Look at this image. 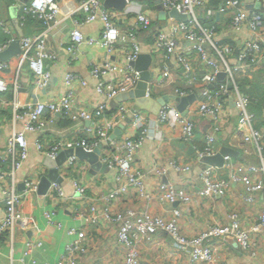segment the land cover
<instances>
[{
  "label": "built area",
  "instance_id": "obj_1",
  "mask_svg": "<svg viewBox=\"0 0 264 264\" xmlns=\"http://www.w3.org/2000/svg\"><path fill=\"white\" fill-rule=\"evenodd\" d=\"M212 1L216 2L215 9L211 7ZM255 1L261 2V8H247L244 0H160L166 11L176 7L179 11L190 14L191 19L183 21L171 17L165 28L156 30L152 48L162 55L161 71L157 75H151L146 95L154 98L163 94L187 96L195 91L192 90L195 86H198L200 88L198 98L195 103L187 105L185 115L178 110L172 100L161 106L158 113L151 114L152 112L148 110L134 109L133 99L120 101L108 114L109 103L115 100L118 94L135 88L140 80V71L131 64H123L121 57L123 54L126 55L130 62L138 57L141 52L138 33L148 30L152 26V20L144 11L133 10L137 26L122 29L115 19L121 11L113 7H103V0L79 1L68 16L79 15L81 19L73 17L74 27L69 42L64 47L70 56L68 62L78 57L83 46L97 47L106 52L103 60L91 61L89 64L90 73L97 78L96 90L102 99L94 107L82 106L75 98L74 83L87 86L88 82L80 73L67 71L65 82L68 88L65 93H58L45 101H22L19 97L22 86L19 70L25 62L29 64L32 81L36 87L43 89L54 87V75L49 62L56 64L58 60L57 54L48 47V38L53 28L61 20H65V17L60 18L61 0H29L21 3L20 23L24 24L27 17L32 15L40 21L41 29L36 34L19 37L21 45L19 70L12 78L3 74L9 68L8 59L0 57V111L10 107L13 111V121L22 124L20 130H15L7 137L5 151L0 154V191L5 206L0 217V241L7 232L13 237L16 226L26 229L29 224V219L24 216L20 206L25 193L38 191L40 179L26 178L24 191H19L16 172L29 156L26 133L31 131L36 134L35 148L50 158H56L61 149L84 146L92 150L102 144L100 160L117 171L116 184L101 197L102 204H99L98 199L88 195L87 187L78 178L73 181L75 192L71 196L66 195L61 182L51 181L46 194L50 193L58 200L78 199L84 202L82 206L75 208L76 214L83 218L82 225L66 228L69 239L64 252L58 255L56 264H80L90 247L86 226L98 224L103 218L117 224L116 240L124 248L122 264H141L142 244L157 233H166L170 236L179 248L188 253L190 263L216 264L213 244L225 237L236 242L244 252L255 253L258 247L256 235L264 227V208L260 221L250 227L244 226L241 213L233 210L227 223L208 224L201 232L191 236L181 231L179 220L183 211L180 207H174L169 216L153 213L149 205L114 213L111 211V204L132 189L148 200L156 198L161 202H180L184 205L190 203L193 194L183 185L178 186L170 180L160 182L157 191L147 192L138 170L134 169V161L145 138L157 133L158 123L179 125L180 139L184 143H192L196 138L192 119L194 115L208 119L212 126L211 131L205 136L204 147L195 153V161L200 162L206 155L216 153V134L221 130V116L230 95L234 97L239 112L236 132L241 135V140L247 148L256 150L261 162L248 163L237 169L229 162L230 157H227L225 165L228 166L229 173L224 178L217 175L215 166L205 167L199 172L201 185L197 194L203 198L213 195L224 196L233 181L243 183L242 196L247 201H255V192L264 191V131L255 126V115L249 107L250 96L241 91L238 82L241 78H255L258 74H264V0ZM209 3L206 16L213 17L219 13L230 18L229 29L233 32H242L240 43L235 39L232 43L221 46L214 40L216 26L213 24L205 26L198 13L199 9ZM96 21L102 24L99 35L85 34L80 29L81 26ZM0 25L9 31L1 14ZM184 40L189 42V49L199 55L208 71L200 78L196 75L193 58H190L184 49L179 48L180 42ZM9 42L10 40L0 43V53L7 48ZM171 61L182 67L183 83L177 79L176 68ZM220 72L225 73L224 78L218 77ZM153 81L156 84L151 86ZM8 91L11 94L9 98L6 95ZM59 113L73 124L75 131L84 135L45 143L43 135L48 131V124L54 122L55 115ZM129 113L131 124L137 132H126L113 138L111 136L113 128ZM78 161L79 158L75 154L69 155L60 166V170L73 171ZM171 165L179 172H190L193 166L190 162L178 159H174ZM155 172L164 175L167 171L163 167H156ZM56 215V210L45 211L48 224L63 228V223L58 221ZM35 245L39 246L40 243L27 242L18 257L21 264H50L39 261L33 255L32 249ZM12 254L15 256L14 250ZM14 261L12 260V263Z\"/></svg>",
  "mask_w": 264,
  "mask_h": 264
},
{
  "label": "crops",
  "instance_id": "obj_2",
  "mask_svg": "<svg viewBox=\"0 0 264 264\" xmlns=\"http://www.w3.org/2000/svg\"><path fill=\"white\" fill-rule=\"evenodd\" d=\"M27 1L0 0V14L9 29V31H6L0 25V43L11 40L14 37H20L13 25L11 11L14 9V6ZM79 1L61 0L60 18L64 16L65 20H61L53 28L48 38V47L57 54L58 60L56 64L49 62L54 75L53 88L43 89L36 87L32 81L33 77L27 62L19 70L18 60L20 54L8 59L11 75L14 76L19 70V80L22 85L19 97L22 101H45L58 93H65L68 88L65 82L67 71L80 73L88 82L87 86L74 83L76 86L75 98L78 99L82 106L94 107L102 99V96L96 90L97 78L90 73L89 64L91 61L103 60L107 55L106 52L97 47L83 46L78 57L68 62L70 56L64 49L69 42L70 33L74 27L73 17L81 19L79 15L68 16L79 4ZM215 3L214 1L211 3L213 9L216 8ZM208 6L210 7V3L198 10L203 24L205 26L211 24L216 26L215 37L218 41L232 43L236 39L240 43L239 39L242 36V32H233L229 29L230 18L219 13L214 15L215 18H213L214 16L207 17L206 8ZM20 9L21 6L17 10L18 20L21 13ZM137 9L147 13L152 20V26L148 30L138 33V42L141 46V52L151 54L150 70L152 74L157 75L161 71L160 59L162 55L160 52L154 51L152 42L154 41L156 30L165 28L171 16L168 14L169 11L161 7L160 0H130L115 18L122 29L137 26L133 12V10ZM190 19L191 15L187 21ZM204 20L208 21L204 23ZM19 25L22 27L24 35L36 34L41 29L40 21L32 15L27 17L24 24H21L19 21ZM80 29L85 34L99 35L102 24L100 21H96L83 25ZM189 46L190 44L186 40L181 41L179 44V48L184 49L189 57L193 58L196 75H205L208 72L207 69L201 62L199 55L192 49H189ZM121 60L125 65L131 64L128 57L124 54ZM171 63L176 68L177 79H180L179 82L183 83L182 67L176 64L175 61H171ZM3 74L6 75L8 73L3 72ZM262 76L264 78V74H258L255 78L246 79L264 83ZM192 90H195L191 93L195 94V99L192 102L195 103L200 88L195 86ZM6 95L9 98L11 95L10 91ZM119 102L117 99L112 100L108 105V111L114 110ZM175 103L177 106V102ZM238 113L234 97L232 95L228 96L227 105L224 107L221 116V130L216 134L215 148L219 151L222 146L227 145L236 149L238 154L230 156L229 162L233 164L234 168L240 169L248 163L259 164L261 160L256 150L254 148H247L241 140V135L236 132ZM12 114L13 111L10 110V107L0 111V154L5 151L7 137L15 130L22 128L21 122L16 123L13 121ZM151 114L156 113L152 112ZM55 118L54 122L48 124V131L43 135L45 143L56 139L66 140L84 135L75 131L73 124L66 118H63L61 113L55 115ZM192 119L196 132V138L192 143H184L180 139L179 125L158 123L156 127L157 133L148 135L145 138L144 144L134 161V169L138 170L139 175L145 183V190L147 192L157 191V186L160 182L170 180L178 186L183 185L193 194V200L186 205L180 202H161L156 198L148 200L144 195H140L136 190L132 189L124 197H119L111 204V211L114 213L127 208L137 209L149 205L153 213L169 216L170 211L174 207H180L183 211L179 220L180 228L182 233L189 236L198 234L208 224L227 223L230 212L233 210H238L241 213L244 226L250 227L258 223L261 211L264 208V191L255 192V201H247L242 196L244 192L243 183L233 181L224 196L213 195L204 198L198 196L197 191L201 185L199 172L205 167L199 161H195V153L204 147L205 136L207 132L211 131L212 126L208 119L201 116L194 115ZM122 120L113 128L111 135L120 136L126 132H137V129L131 124L132 122L123 125L121 124L124 123ZM256 122L258 123V126L255 123L256 127L264 131V117ZM26 137L29 142V156L22 162L16 172L19 191H24V180L26 178L40 179L43 175L48 176L51 172V162L47 156L35 148L36 134L29 131L26 133ZM188 145L194 147V153H188ZM174 159L190 162L193 164L192 170L190 172L175 170L171 165ZM156 167H163L167 172L164 175L156 174ZM90 168V164L80 158L73 171L60 170L59 168V174L64 177L61 184L66 195L71 196L75 192L73 181L75 178H78L87 187L88 195L98 199L100 201L99 204H102L101 197L108 193L116 184L117 171L115 168L109 167L106 172L98 171L97 173H92ZM216 168L218 176L227 177L229 173L228 166L224 165L221 168ZM2 196L3 194L0 191V217L3 215L5 208ZM83 203L82 200L78 199L58 200L50 193L44 195L39 194V192L25 193L20 207L24 216L29 219L28 227L23 229L20 226H16L13 237L10 232L5 234L2 241H0V264H21L18 257L22 250L25 249L28 241L40 243L39 246L35 245L32 249L33 255L39 261L56 264L58 255L64 252L69 239L66 228L73 225L77 227L82 225L83 218L76 214L75 208L77 209V206H82L81 204ZM47 210H56V218L63 223V228H57L54 225L48 224L45 217V211ZM86 227L90 247L80 264H122L124 248L116 240L117 224L103 218L98 224H88ZM256 237L258 247L255 253L251 251L244 252L236 242L228 237L214 243L216 264H264V227L261 232L257 233ZM12 250H14L15 256H13ZM140 254L141 264H205L203 262L190 263L188 253L184 249L179 248L166 233L154 234L150 240L145 241L140 248ZM12 260H15L14 263H12Z\"/></svg>",
  "mask_w": 264,
  "mask_h": 264
},
{
  "label": "water",
  "instance_id": "obj_3",
  "mask_svg": "<svg viewBox=\"0 0 264 264\" xmlns=\"http://www.w3.org/2000/svg\"><path fill=\"white\" fill-rule=\"evenodd\" d=\"M247 8H261V2L255 0H244ZM127 4V0H103V7H113L119 10H123ZM161 7L162 4L160 3ZM21 3L14 6L12 9V17H13V25L17 29L19 36L24 35L23 29L19 25V20L17 18V10L20 8ZM163 8V7H162ZM168 14L171 17H174L179 20L187 21L190 18V15L179 11L176 7H173L169 10ZM21 53V45L19 37H14L10 40L7 48L0 53V57L3 59H9L12 56L19 55ZM152 61V56L150 53L141 52L135 60H132L130 63L136 69L140 71V80L135 86V88L129 90L128 92L120 93L116 96L118 101H124L128 99L134 100V109H147L153 113H158L161 106L169 101L177 102V108L181 111L182 114L187 113V105L192 103L195 99V94H189L187 96H178L175 94H163L158 98H154L152 96L146 95V89L148 85V80L150 79L152 72L150 70V65ZM218 77L224 78L225 73L220 72ZM231 87V85H230ZM131 113H129L121 123L125 125L126 123L131 122ZM113 138L116 137L111 135ZM188 153H194V147L192 145H188ZM102 144L96 146L92 150L86 149L84 146H76L74 148H65L61 149L56 158H50L47 156L48 160L51 162V172L49 175H43L40 178L38 184V192L41 195L47 193L52 180H56L58 182H62L63 177L59 174V168L62 166L67 157L69 155L75 154L78 158L82 160H86L90 164V171L92 173H97L98 171L106 172L109 169L108 164L103 163L100 160V152H101ZM238 154V151L230 146H222L219 151L214 154L206 155L200 163L204 167L215 166V167H223L226 162V158L230 156H235Z\"/></svg>",
  "mask_w": 264,
  "mask_h": 264
},
{
  "label": "trees",
  "instance_id": "obj_4",
  "mask_svg": "<svg viewBox=\"0 0 264 264\" xmlns=\"http://www.w3.org/2000/svg\"><path fill=\"white\" fill-rule=\"evenodd\" d=\"M215 18V16L213 17ZM208 20H204V23ZM11 68L6 70L8 78H12L10 73ZM201 76H199L200 78ZM240 89L251 98L249 107L255 115V122L264 117V83L249 81L246 78L240 79ZM11 97V95L9 96ZM112 111H109L110 114ZM94 139V138H93ZM91 139V140H93ZM9 162V161H8Z\"/></svg>",
  "mask_w": 264,
  "mask_h": 264
},
{
  "label": "rangeland",
  "instance_id": "obj_5",
  "mask_svg": "<svg viewBox=\"0 0 264 264\" xmlns=\"http://www.w3.org/2000/svg\"><path fill=\"white\" fill-rule=\"evenodd\" d=\"M213 38H214V40L219 44V45H221V46H223L224 44H226V43H223V42H220V41H218L217 39H216V37H215V35L213 36ZM238 82H239V84H240V79L238 80ZM156 83L153 81V83L151 84V86H154ZM256 123V125L258 126V123L257 122H255ZM255 125V126H256Z\"/></svg>",
  "mask_w": 264,
  "mask_h": 264
},
{
  "label": "clouds",
  "instance_id": "obj_6",
  "mask_svg": "<svg viewBox=\"0 0 264 264\" xmlns=\"http://www.w3.org/2000/svg\"><path fill=\"white\" fill-rule=\"evenodd\" d=\"M29 1V0H28ZM38 192V191H37Z\"/></svg>",
  "mask_w": 264,
  "mask_h": 264
}]
</instances>
